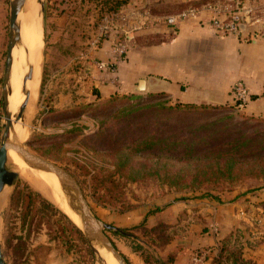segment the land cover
<instances>
[{"label": "rangeland", "instance_id": "1", "mask_svg": "<svg viewBox=\"0 0 264 264\" xmlns=\"http://www.w3.org/2000/svg\"><path fill=\"white\" fill-rule=\"evenodd\" d=\"M38 1L42 54L24 148L69 172L94 216L124 231L106 233L127 264H264V119L163 93L85 88L94 52L159 43L153 28L166 18L245 0ZM9 14L10 0H0V142ZM171 206L170 220L149 221ZM70 222L81 228L18 175L0 201L5 263L99 264Z\"/></svg>", "mask_w": 264, "mask_h": 264}, {"label": "crops", "instance_id": "2", "mask_svg": "<svg viewBox=\"0 0 264 264\" xmlns=\"http://www.w3.org/2000/svg\"><path fill=\"white\" fill-rule=\"evenodd\" d=\"M153 30L161 41L130 48L115 72L99 70L95 65L110 63L111 52H94V60L87 67L85 88L92 86L95 93L104 97L132 94L139 80L152 77L163 83L147 84L153 86L147 87V93H163L177 104L231 106L234 85L241 82L248 90V104L243 111L264 119V33L254 37L249 30L241 39L222 38L206 24L192 21ZM232 207L226 209L233 211ZM174 210L176 207L171 206L150 216L149 221L153 224L158 219L170 220Z\"/></svg>", "mask_w": 264, "mask_h": 264}, {"label": "bare ground", "instance_id": "3", "mask_svg": "<svg viewBox=\"0 0 264 264\" xmlns=\"http://www.w3.org/2000/svg\"><path fill=\"white\" fill-rule=\"evenodd\" d=\"M36 8L38 7H35V0L25 1L23 11L18 15L20 40L12 53L11 78L13 80L11 81L12 95L9 97V110L13 115L12 134L21 144L25 140V124L22 120L29 113L30 102L33 100L36 90V80L41 64L42 39L38 20L36 19L37 13L35 14ZM34 49L38 58L33 62L29 51L32 52ZM15 61L19 64L20 71L15 68ZM14 116H16V121H14ZM7 158L11 168L21 175L34 190L82 227L81 219L71 206L66 181H60L55 174L26 164L12 149L8 151ZM2 193L0 194V201ZM95 245L99 264H119L110 252L101 248L98 244Z\"/></svg>", "mask_w": 264, "mask_h": 264}, {"label": "water", "instance_id": "4", "mask_svg": "<svg viewBox=\"0 0 264 264\" xmlns=\"http://www.w3.org/2000/svg\"><path fill=\"white\" fill-rule=\"evenodd\" d=\"M26 0H10V14H9V33H8V45L6 51V62L4 68V74L2 79V93H1V107L3 114V132L0 142V194L5 188H11L17 180L18 173L15 172L8 164L7 153L9 150H14L17 155L26 163L35 167H38L46 172H50L56 175L58 180L66 181L68 187V196L71 206L75 213L82 221V227L79 228L83 233L87 244L97 254L96 245L110 252L119 262V264H127L125 258L117 251L111 239L106 233V230L114 232H120V229L113 228L100 221L91 212L89 205L82 192L81 186L77 180L66 170L58 167L57 165L47 161L46 159L30 153L19 143L12 134L13 122L12 113L9 110V97L12 95L11 87V70L13 64V50L19 43L20 38V25L18 15L23 11V7ZM41 8L43 2L38 1ZM161 85L163 82L156 78H148L147 80H139L135 88L136 92H145L147 84ZM156 87V86H155ZM16 121V116H14ZM0 264H6L1 252L0 246Z\"/></svg>", "mask_w": 264, "mask_h": 264}, {"label": "built area", "instance_id": "5", "mask_svg": "<svg viewBox=\"0 0 264 264\" xmlns=\"http://www.w3.org/2000/svg\"><path fill=\"white\" fill-rule=\"evenodd\" d=\"M196 22L206 24L217 36L241 39L243 33L251 30L252 36L258 37L264 33V0H245L237 2L235 8L232 5L207 6L203 11L187 9L175 16L166 18L165 23L174 26L184 22ZM128 46L124 43H116L113 50V59L110 63L97 62L99 70L115 72L121 63ZM248 104V90L241 82H237L233 88L232 107L242 111Z\"/></svg>", "mask_w": 264, "mask_h": 264}, {"label": "trees", "instance_id": "6", "mask_svg": "<svg viewBox=\"0 0 264 264\" xmlns=\"http://www.w3.org/2000/svg\"><path fill=\"white\" fill-rule=\"evenodd\" d=\"M95 95H97V93H95ZM164 95V94H163ZM191 106V105H189ZM218 158H220V156H218ZM215 170L217 169L218 171L223 170L221 167H223L224 169H226L229 173L233 172V168L236 167L235 164H229L228 166L226 165V163L221 164L219 162H214L213 163ZM240 168V165H237ZM241 169V168H240ZM39 197V196H37ZM44 201V200H43ZM45 203V201H44ZM72 225V229L75 232L76 236L78 237V239L80 240V242L88 249V244L87 241L85 240L83 233L81 232V230L72 222H70ZM117 234H124V231H120V232H116ZM125 235V234H124ZM169 262L171 263L172 261L169 260Z\"/></svg>", "mask_w": 264, "mask_h": 264}]
</instances>
